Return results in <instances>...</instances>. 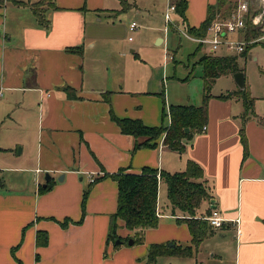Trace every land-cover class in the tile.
Segmentation results:
<instances>
[{
	"label": "crops",
	"instance_id": "obj_1",
	"mask_svg": "<svg viewBox=\"0 0 264 264\" xmlns=\"http://www.w3.org/2000/svg\"><path fill=\"white\" fill-rule=\"evenodd\" d=\"M186 1L184 17L171 13L185 31L198 27L217 0ZM167 5L168 0H0V264H113L122 250L106 243L117 208V182L110 174L143 167L181 172L188 160L202 168L211 195L196 217L218 209L227 219L200 242L216 239L211 260L264 264V123L258 119L264 120V97L255 98L257 117L244 119L240 98L220 97L239 88L209 90L205 130L182 140V151L165 145L164 133L153 146L134 149L141 139L121 133L110 117L111 108L119 118L169 126V105H190L171 98L168 88L165 94L164 56L163 66L151 71L143 53L131 47L126 60L120 51L134 41L127 31L134 18L164 22ZM155 38L157 44L165 41ZM30 138V168L16 167ZM47 173L51 187L40 192ZM90 177L98 179L91 183ZM162 194L166 186L159 178L158 199ZM166 206L171 211L168 201ZM117 224L120 237L134 235L122 220ZM184 226L182 240L190 243ZM38 231L46 233L45 244L36 243ZM147 244L127 249L125 264H143Z\"/></svg>",
	"mask_w": 264,
	"mask_h": 264
},
{
	"label": "trees",
	"instance_id": "obj_2",
	"mask_svg": "<svg viewBox=\"0 0 264 264\" xmlns=\"http://www.w3.org/2000/svg\"><path fill=\"white\" fill-rule=\"evenodd\" d=\"M249 1L251 2V0ZM174 2L176 12L179 16L184 17L187 1L174 0ZM230 5V0H217L214 5H208L205 19L198 27L188 28L187 32L194 36H204L207 26L216 14L226 13L230 9ZM251 10L254 13L258 12L259 8L254 10L251 6ZM34 13L40 24L46 25V21L41 18L37 7L34 8ZM244 33L246 40L257 39L262 35L258 29L251 26L249 21H247ZM248 46L243 53L247 52ZM75 49L77 48H67L69 51H75ZM244 55L242 54V56ZM197 63L202 66L203 100L199 105H169V126H147L140 119L119 118L110 108V117L118 125L120 132L141 139L136 141L134 149L153 146V142L164 133L163 141L165 145L173 150L182 151L184 146L182 140L192 138L195 133L201 131L206 123L207 101L210 97L209 90L215 79L221 75L234 74L243 70L238 66L237 57L235 56L204 54ZM232 95H236L241 99L244 107L242 114L244 119L257 117L254 112V99L250 97L245 88L234 93L220 95V97H230ZM106 100L108 101V97H106ZM258 119L264 123L262 118ZM185 128H188L189 131L186 132ZM240 135L242 144L245 146L246 139L242 127H240ZM110 176L117 182V208L110 217L106 243H111L113 247H117L116 240H120V244H122L129 239V237L122 238L117 234V219L124 222V227L127 230L134 231V235L131 237L134 241L133 244L142 242L146 229L157 227L158 215L160 214L157 209L159 178L165 183L166 199L171 207V214L175 216L176 223H185L191 235L190 244L185 246H181L174 241H172L175 244L173 247H168L167 243L149 244L143 264H154L157 257L165 254L189 257L192 255L193 250L198 248L204 237L213 232L214 229L205 218L196 217V210L200 207L202 201L211 197L207 186L201 180L203 177L202 168L196 162L188 160L185 170L181 172L169 173L143 167L140 172H125V169H121L114 174H110ZM97 179H93V182ZM50 187L51 180L47 181L44 187L41 186L39 191L45 192ZM86 196L87 191L83 194V201ZM62 225L64 224L62 223ZM46 242V233L38 231L36 243L45 244Z\"/></svg>",
	"mask_w": 264,
	"mask_h": 264
},
{
	"label": "rangeland",
	"instance_id": "obj_3",
	"mask_svg": "<svg viewBox=\"0 0 264 264\" xmlns=\"http://www.w3.org/2000/svg\"><path fill=\"white\" fill-rule=\"evenodd\" d=\"M9 2L10 1H8V4H10ZM251 6L254 10L258 9L259 0H251ZM134 19H136L135 21L138 24H141V27L133 31L127 30L129 37L134 41L131 42L130 45H126L124 49L121 48L120 51L123 53L122 55L126 56L122 58L127 60L129 56L133 55L130 51V49H132L131 47H133L137 53H143L151 71H154L156 66H163L162 56H164L165 59L168 60L164 72L166 77L164 86L165 94L168 88L171 98H177L183 104L199 105L201 103L202 92H204V82L202 79V66L198 64L197 61L202 55L209 54L208 47L200 46L191 39L184 37L181 32H178L175 28L172 29L171 26H166L162 19H155L152 21H143L138 18ZM177 23L181 29L185 26L182 25L180 20H177ZM244 34L245 33L238 35V37H244ZM155 37H161L165 41L162 44H157ZM248 45L249 48L247 52L241 54L234 53L232 56L237 57V64L243 69L245 75V90L255 101V98L264 97V40L261 39L260 36ZM139 48H141V50H139ZM212 54L215 56H225L227 50L220 47L216 53ZM242 54L245 55L242 56ZM187 76L188 79L186 81L182 80ZM238 88L239 87L233 79V75L226 74L215 79L210 88V93L216 94L226 92L228 89ZM258 100L259 99H257V101ZM166 123L167 118L164 120V124ZM5 138H7V136H5ZM24 145L26 149L25 153L17 157L18 160L22 161V164L19 162L15 165H17L16 167L30 168L31 160L27 155L28 152L31 151V147L33 150L34 143L30 138V141L26 142ZM19 148H22V145H18L17 152ZM166 200L165 194L160 195L157 200V209L160 211L161 217L159 218L157 227L151 228L152 230L149 235L146 236L143 234L142 242L133 245H128V242H126L119 244L117 247H113L112 244L114 252L118 253L119 251L117 250H122L117 255L115 253L111 254H115L114 258L120 259L118 261H113V264H125L124 258H129L130 256L128 251H126L127 249H138L140 246L143 247L148 243L146 246V256L149 244L157 243L147 241L148 239H165L167 236H170L169 238H172V240L176 241V243L181 246L190 244L182 240L184 237L182 226H184L183 224L185 223L177 224L175 217L170 216L171 211L167 209ZM163 214L169 215L166 216ZM184 227L186 228V226ZM118 230L120 231L119 225L117 233ZM165 240L159 243L171 241V239ZM216 249V239H211L199 244L198 248L193 250L192 255L189 257L165 254L157 257L154 264H214L215 262L211 260L210 255ZM226 250L230 251V247L227 246ZM145 256L141 257L144 258L143 262L145 261ZM222 264H233V261L231 258H226Z\"/></svg>",
	"mask_w": 264,
	"mask_h": 264
},
{
	"label": "built area",
	"instance_id": "obj_4",
	"mask_svg": "<svg viewBox=\"0 0 264 264\" xmlns=\"http://www.w3.org/2000/svg\"><path fill=\"white\" fill-rule=\"evenodd\" d=\"M230 3V9L226 13L216 14L207 26L204 36L191 35L178 26V23L171 17V13L176 11V5L173 0H168L167 10L164 14V22L166 26L175 28L183 36H186L197 44L207 46L210 53H214L220 47H223L229 53L241 54L254 39L246 40L244 37L232 38L231 35L243 34L247 26V21H249L253 28L258 29L262 33L261 39H264V0H259V11L254 13H252L251 2L249 0H230ZM137 28L138 25L136 22L129 24L130 31ZM202 130H205V126H203ZM90 182H93V177H90ZM204 218L213 229L222 227L227 220L218 209H212ZM231 221L236 223L238 220L234 219Z\"/></svg>",
	"mask_w": 264,
	"mask_h": 264
},
{
	"label": "water",
	"instance_id": "obj_5",
	"mask_svg": "<svg viewBox=\"0 0 264 264\" xmlns=\"http://www.w3.org/2000/svg\"><path fill=\"white\" fill-rule=\"evenodd\" d=\"M233 79L235 81V83L237 84V86L239 87V89L243 90L245 88V78H244V73L242 71H238V72H235L233 74ZM185 131L188 132L189 129L188 128H185ZM18 152L20 153V148L18 150ZM62 178V176H61ZM61 178H58V180H61ZM50 179V176L49 174L47 173L46 176H45V180L48 181ZM46 184H43V187L45 186ZM128 242V245H133L134 241L132 238H129L127 240ZM117 245H119L121 243L120 240H116L115 242ZM175 244L173 242H168L167 246L168 247H173Z\"/></svg>",
	"mask_w": 264,
	"mask_h": 264
}]
</instances>
